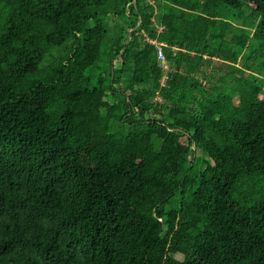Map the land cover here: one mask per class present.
<instances>
[{"label": "trees", "instance_id": "1", "mask_svg": "<svg viewBox=\"0 0 264 264\" xmlns=\"http://www.w3.org/2000/svg\"><path fill=\"white\" fill-rule=\"evenodd\" d=\"M0 264H264V0H0Z\"/></svg>", "mask_w": 264, "mask_h": 264}, {"label": "rangeland", "instance_id": "2", "mask_svg": "<svg viewBox=\"0 0 264 264\" xmlns=\"http://www.w3.org/2000/svg\"><path fill=\"white\" fill-rule=\"evenodd\" d=\"M229 14L225 17V19H223L224 21L230 22L231 24H233L234 26L238 27L239 25H243L244 24V20H245V16L247 15L248 11L247 9L242 11V12H238V11H229ZM110 23V27L112 29L111 31V37L114 39L117 37V32H114V28H115V20H109ZM250 34H252V30L250 31ZM231 39L230 36H228V40ZM65 49V48H64ZM63 51L60 54H65L66 51ZM225 50V54H229L230 52H232V50H234L232 47H226L224 48ZM58 51V50H55ZM224 54V55H225ZM53 57H49L43 64L42 67H47L58 55V52H55L53 54ZM102 62L107 63L108 62V58L107 56L104 54L102 56ZM106 65V64H105ZM104 65V66H105ZM99 66H102V64H99ZM170 69V66H169ZM227 70H230L228 65L226 63H224L221 60L218 59H212L211 61V65H209L208 67H206V71L208 74L210 73H214V75L216 76L215 79H213V82L218 81L219 79H221L223 76L227 75ZM177 199H173L169 205L170 207H175L178 205L177 203Z\"/></svg>", "mask_w": 264, "mask_h": 264}, {"label": "built area", "instance_id": "3", "mask_svg": "<svg viewBox=\"0 0 264 264\" xmlns=\"http://www.w3.org/2000/svg\"><path fill=\"white\" fill-rule=\"evenodd\" d=\"M152 44H154L157 48V55H158V60L160 62V67L163 69L164 74L161 78V83L166 84L168 80V73L170 71L169 65L166 61L165 53H164V45L162 43H158L156 41H151Z\"/></svg>", "mask_w": 264, "mask_h": 264}, {"label": "crops", "instance_id": "4", "mask_svg": "<svg viewBox=\"0 0 264 264\" xmlns=\"http://www.w3.org/2000/svg\"><path fill=\"white\" fill-rule=\"evenodd\" d=\"M163 44V43H162ZM164 45V44H163ZM177 51V49H175Z\"/></svg>", "mask_w": 264, "mask_h": 264}]
</instances>
